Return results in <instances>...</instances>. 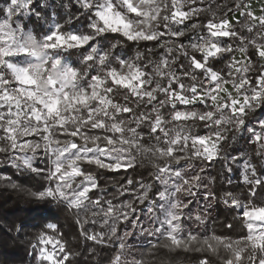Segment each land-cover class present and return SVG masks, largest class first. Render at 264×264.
I'll use <instances>...</instances> for the list:
<instances>
[{
  "label": "snow or ice",
  "instance_id": "snow-or-ice-1",
  "mask_svg": "<svg viewBox=\"0 0 264 264\" xmlns=\"http://www.w3.org/2000/svg\"><path fill=\"white\" fill-rule=\"evenodd\" d=\"M75 2L87 18L81 27L71 24L77 18L62 22L52 14L45 19L36 11L34 0H4L0 5V152L13 153V166L18 169L47 172L49 187L32 194L39 201L77 210L91 206L96 210L94 216L102 214L101 227L108 226L109 241L113 237L120 239L115 223L129 220L125 208L135 210L131 204L117 207L111 200H92L90 192L98 187L97 180L82 165L119 171L148 162L155 168V180L162 189L157 190V198L148 208L152 227L140 226L142 234L166 239L164 247L168 249L188 250L193 243L200 245L197 251L203 247L212 252L223 248L227 255L222 264H264V204L255 203L256 188L264 187V179L255 178L254 165L245 163L244 179L249 185L245 195L224 193L223 203L236 213L243 226L235 239L230 235L201 237L199 233H185L186 220L194 219L200 224L205 220L202 215L186 217L184 209L188 205L175 199L181 191L193 194L191 189L201 182L204 172V168L199 172L192 169L194 174L189 177L181 161L211 163L221 158L230 132H246L248 142L259 145L257 156L264 159V119L254 123L248 120L250 114L264 107V71L250 79L251 61H238L234 56L226 77L213 67L214 61L235 50L225 38L238 41L241 53L251 46L264 59V8L257 16L251 3L235 6L244 18L247 33L256 32V37L249 39L226 16L217 17L211 9L213 18L206 23H186L201 11L194 7L184 10L195 0ZM26 16H35L47 26L39 33L26 30ZM240 23L237 19L236 24ZM117 35L121 39L109 40ZM173 38L180 41L175 50L190 61L182 76L172 71L173 48L167 45L176 43ZM185 39L188 43L183 42ZM142 42H155L168 55L153 62L148 58L151 48H147V54L137 51L134 57L121 51ZM143 46L147 47L146 43ZM183 77L193 83L186 86ZM227 84L234 92L224 87ZM121 93H127L124 104L114 101ZM130 98H135V109L150 106V110L137 113L127 103ZM195 105L203 110H196ZM142 125L149 128L147 141ZM197 125L202 131H194ZM38 153H42L46 169L34 166ZM230 159L235 162L237 157ZM249 171L254 179L247 175ZM128 184L133 181L128 180ZM149 191L151 186L144 188L141 203ZM205 199L216 196L206 194ZM47 203L30 209L34 219L40 221L35 226L41 229L31 244L36 264H72L73 253L59 238L62 234L57 224L47 222L51 213ZM226 227L232 230L233 224ZM50 231L57 236L50 235ZM81 234L87 240L104 242V232L89 234L83 224ZM126 246L121 240L120 252L112 264H127L126 259L122 260ZM145 247L156 249L151 242ZM133 264L147 262L141 258ZM201 264L208 261L202 260Z\"/></svg>",
  "mask_w": 264,
  "mask_h": 264
},
{
  "label": "trees",
  "instance_id": "trees-1",
  "mask_svg": "<svg viewBox=\"0 0 264 264\" xmlns=\"http://www.w3.org/2000/svg\"><path fill=\"white\" fill-rule=\"evenodd\" d=\"M248 1L195 0V3L187 5L185 10L193 7L201 9L199 15L193 16L190 22L203 24L208 19L213 18L211 11L216 12L217 17L226 16L228 18L237 11L236 4L247 3ZM3 3L4 0H0V5ZM34 7L45 19L55 14L57 19L62 22L69 21L70 18H77L71 21L74 27H81L87 23V18L82 15V9L76 4L75 0H34ZM229 8L232 9L231 12L228 11ZM240 20V24L233 23L235 28L247 35L249 39L255 38V30L253 33H247L244 28V18L242 17ZM23 23L26 26V30H33L37 33L47 26L43 20H37L35 16L31 18L23 17ZM161 30H163L162 25ZM187 36L190 39L192 33L189 32ZM115 39H121V37L118 35L109 37L112 42ZM173 40L176 42L175 44L170 43L167 45V47L173 48L170 58L175 63L172 65V71L182 76L183 72L188 69L190 61L175 50L176 44L180 41L176 40V38H173ZM225 40L232 43L235 50L230 55L224 54L223 59L214 61L213 67L226 77L228 63L239 51V42L228 40V38H225ZM183 42L188 43V40L185 39ZM257 42H260L258 38ZM145 43L147 47L143 46ZM147 48L152 49V53L148 58L153 62H158L161 56L168 55L166 49L155 46V42H142L141 45L131 44L125 46L121 51L125 52L129 57H134L137 51L147 54ZM189 51L191 53V50ZM245 54L252 65L248 76L250 79H254L260 71H264V59H261L251 46L248 47ZM195 55L197 57L200 56L199 53ZM148 70L150 71V68ZM197 80H200L198 73ZM182 82L186 86L193 83L187 77H183ZM161 83H166V81H161ZM126 94H117L114 97V101L124 104L123 97ZM160 98L163 97L161 96ZM134 100L135 98H130L127 103L137 113L150 110V106L149 108L141 107L140 109H135ZM194 107L198 111L203 110L200 105H195ZM161 111L163 112V109ZM124 115L128 117L131 114ZM257 119H264V107L258 108L248 117V120L252 123ZM141 128L145 132V140L147 141L149 139L147 136L149 128L146 125H142ZM194 131H202V129L197 125ZM59 138L65 139V137ZM258 148L259 145H253L248 142V134L246 132H230L228 133V139L223 143L221 158L211 163L199 160L181 161L180 166L183 167L184 173L189 177L194 174L192 169H195V172H199L201 168H204V172L201 174V182L191 189L193 194L181 191L175 195L177 201L188 205L184 209L186 217L191 215L194 218L196 215H202L205 220L204 224H200L194 219L186 220L185 233L191 231L193 234L199 233L201 237L214 234L218 236L230 235L234 239L238 237L243 226L237 221L236 213L223 203V197L224 193L228 191L243 196L248 192L249 185L245 182L241 168L234 164L230 157L246 154L254 163L256 171L260 174V179H262L264 174L263 159L257 156ZM34 166L39 169L47 168L42 153H38V162ZM82 167L97 180L98 187L90 192L92 200H111L117 207L131 204L135 210L132 211L125 208V211L129 213V220H120L115 223L117 235L120 239L115 237L111 241L107 239L109 228L107 225L101 227L103 216L102 214L94 216L93 213L96 210L91 206L87 209L77 210L75 208L69 209L66 205H57L54 202L39 201L32 194L43 191L49 186V182L45 178L47 172L33 173L24 170L23 167L18 169L13 166V153L0 152V178H4L0 179V264H36L31 244L35 241V237L41 229L35 226L40 221L34 219V213L30 209L36 207L38 203H47L48 208L51 209L47 222L57 224L58 231L62 234L59 238L66 243L67 248L73 253L71 257L72 264H112V260L120 252L119 244L121 240L127 245L124 250L125 255L122 256V260L126 259L127 264H133L134 260H140L141 258L147 264H201L202 260H207L208 264H222V258L227 255L223 248L212 252L203 247L197 251L196 249L200 245L193 243L188 250L168 249L164 247L168 243L166 239L160 238L157 240L141 233L140 226L152 227L150 223L152 216L148 212V208L151 202L157 198L155 195L157 190L162 189L159 182L155 180L156 172L152 164L148 162L138 163L133 168L119 171L100 169L95 165H82ZM229 167L231 171L228 170ZM79 179L82 178H77V180ZM128 180H132L133 184L129 185ZM149 186H151V191H149L147 199L141 203L139 197L142 196L144 188ZM256 191L255 203L258 205L264 204V187L257 186ZM206 194H215L216 199H205ZM106 207L107 205H105ZM78 220L79 223L77 222ZM92 220H95L96 223L92 224ZM133 222L138 226L133 227ZM229 223L233 224L232 230L226 227ZM81 224H83L89 234L104 232V242L96 243L95 241L87 240L81 234ZM49 234L54 237L57 236L56 233L51 231ZM149 242L156 245L155 250L145 247ZM154 251L155 255L152 254Z\"/></svg>",
  "mask_w": 264,
  "mask_h": 264
},
{
  "label": "rangeland",
  "instance_id": "rangeland-1",
  "mask_svg": "<svg viewBox=\"0 0 264 264\" xmlns=\"http://www.w3.org/2000/svg\"><path fill=\"white\" fill-rule=\"evenodd\" d=\"M247 3H251L253 5L252 7V11L257 15H261V8H263L264 6V0H249ZM187 5L189 4H186L185 5V9L187 7ZM184 9V10H185ZM242 17H240L239 15V11H236L234 12L233 14H231L228 19L230 21H232V23L236 22L237 19H241ZM186 23H188L189 25L191 24L190 21H186ZM166 56V55H165ZM235 59L238 60V61H242V62H248V58L246 57V54L245 53H241L240 51H238L236 54H235ZM239 66V65H237ZM126 71V69H125ZM224 87L228 88L229 91H233L234 90L232 89L231 87V84H227V85H224ZM221 95L223 96L224 93H221ZM28 139H32L31 137H29ZM38 139V138H37ZM30 155V153H29ZM38 162V154L37 156L34 158L33 160V164L36 165ZM245 163H251L252 165H254V163L252 162V160L246 155V154H240L238 157H237V160L234 162V164H236L238 167L241 168L242 170V173H243V177H245L246 175V172H245ZM255 166V165H254ZM262 166L264 168V159H263V162H262ZM256 168V167H255ZM257 170V169H256ZM247 175L249 176L250 179H254V177L251 176V173L250 171L247 173ZM259 173L256 171V177L255 178H260L259 177ZM262 179H264V174L262 175Z\"/></svg>",
  "mask_w": 264,
  "mask_h": 264
},
{
  "label": "built area",
  "instance_id": "built-area-1",
  "mask_svg": "<svg viewBox=\"0 0 264 264\" xmlns=\"http://www.w3.org/2000/svg\"><path fill=\"white\" fill-rule=\"evenodd\" d=\"M47 187H49V186H47ZM47 187H46V188H47ZM48 247L51 248V245H49Z\"/></svg>",
  "mask_w": 264,
  "mask_h": 264
}]
</instances>
